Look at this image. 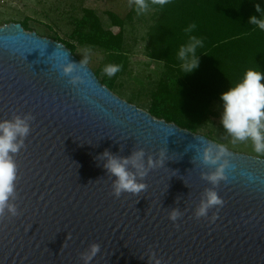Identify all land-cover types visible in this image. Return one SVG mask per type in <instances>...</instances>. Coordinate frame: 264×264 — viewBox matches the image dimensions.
<instances>
[{
  "label": "water",
  "instance_id": "obj_1",
  "mask_svg": "<svg viewBox=\"0 0 264 264\" xmlns=\"http://www.w3.org/2000/svg\"><path fill=\"white\" fill-rule=\"evenodd\" d=\"M17 116L32 118L10 153L17 214L0 215V264H264L263 157L153 116L64 43L10 22L0 26V122ZM221 148L217 164L204 162ZM109 156L128 159L146 187L117 197ZM225 163L226 179L206 178ZM209 190L224 204L197 218Z\"/></svg>",
  "mask_w": 264,
  "mask_h": 264
},
{
  "label": "trees",
  "instance_id": "obj_2",
  "mask_svg": "<svg viewBox=\"0 0 264 264\" xmlns=\"http://www.w3.org/2000/svg\"><path fill=\"white\" fill-rule=\"evenodd\" d=\"M145 2L149 4L148 10L153 11L154 17L146 34L147 55L164 63L157 92L181 94L184 97L181 108L188 112L193 110L187 112L189 115L198 113L202 116V121L191 120L181 127L200 133L204 123L212 115H217L213 105L215 102L223 103V92L239 82L248 69L264 72V31L250 23L252 16L264 19V15L256 10L257 5L264 9V0H168L163 7L152 4V0ZM136 14V0L126 18L109 12L112 24L120 28L115 33L104 26L93 9L86 8L84 16L76 21L75 30L71 34L75 41L61 37L50 38L64 43L74 54L79 44L99 47L108 52L111 65L118 66L119 71L114 76L105 74L102 78L99 69L94 71L104 85L114 90L119 75L128 66L125 27ZM10 22H20L26 30L36 31L30 28L28 20L12 19L0 26ZM193 24L196 25L195 29L186 32ZM190 36H196L203 43L196 51L198 67L185 73L181 70L182 62L178 52L182 45L190 42ZM81 60L85 62V59ZM154 107L155 102L151 111ZM153 115L164 119L163 116Z\"/></svg>",
  "mask_w": 264,
  "mask_h": 264
},
{
  "label": "rangeland",
  "instance_id": "obj_3",
  "mask_svg": "<svg viewBox=\"0 0 264 264\" xmlns=\"http://www.w3.org/2000/svg\"><path fill=\"white\" fill-rule=\"evenodd\" d=\"M133 3L134 0H0V24L12 19L28 20L30 28L35 29L42 36L75 41L71 34L75 30L76 21L84 16L86 8L93 9L102 19L104 26L117 33L120 28L112 24L109 12H115L120 17L126 18ZM153 22V11L150 10L136 14L132 21L127 22L125 49L128 66L119 75L116 89L113 91L149 112L155 102L154 110L150 113L163 116L166 121L174 120L179 126L187 125L191 120L202 121L200 114L194 111V115H189L188 110L181 108L184 102L181 94L157 92L164 63L147 55L146 34ZM75 55L85 59V63L95 71L99 69L100 78L106 74L104 69L111 65L110 54L99 47L79 44ZM213 110L217 115H212L204 123L199 130L201 134L236 152L264 156L254 151L250 140L234 142V137L227 132L222 123L223 103L215 102ZM190 112L193 110L188 113Z\"/></svg>",
  "mask_w": 264,
  "mask_h": 264
},
{
  "label": "clouds",
  "instance_id": "obj_4",
  "mask_svg": "<svg viewBox=\"0 0 264 264\" xmlns=\"http://www.w3.org/2000/svg\"><path fill=\"white\" fill-rule=\"evenodd\" d=\"M168 0H152V4L163 7ZM149 4L145 0H136L137 13L147 11ZM256 10L264 15V9L260 5L256 6ZM250 23L256 25L261 31H264V19L256 16L250 17ZM196 25H190L185 31L192 32ZM189 43L182 45L179 49L178 56L181 63V70L185 73L191 72L199 65V57L196 55L198 47H202V40L196 36L189 37ZM74 70V65L68 64L64 67L65 74H69ZM105 73L111 77L119 71V67L115 65L107 66ZM223 101L222 123L224 128L234 137V142L248 141L253 144L254 151L257 154L264 155V72L254 69H248L242 79L227 91L221 94ZM27 118L17 116L14 121L0 122V215H3L5 209L12 215L17 214V208L9 203L10 197L14 193V181L17 177V165L10 153H18L23 146V140L16 143L17 137H25L28 135L30 128ZM226 153V149L221 148L219 155L213 157L211 151L204 154V162L217 164L219 157ZM105 155H109L105 153ZM144 152L141 150L134 154L132 163L138 169H143ZM129 160H118L109 156L106 167L117 177L114 185V193L118 197L122 192L138 193L146 187L144 183H138L136 175L130 173L126 166ZM162 163V161H161ZM149 165L154 166V162L150 159ZM225 164H220L214 173L207 176L213 184L218 183L221 179H226ZM145 171L140 172L143 177ZM224 204L223 198L214 190L206 193V199L202 201L196 212V217H207L208 210L213 207H221ZM178 211L170 214V219L176 221L179 217ZM218 214L212 217L217 218ZM92 255L99 251L98 245L92 246ZM91 259V257H88Z\"/></svg>",
  "mask_w": 264,
  "mask_h": 264
}]
</instances>
